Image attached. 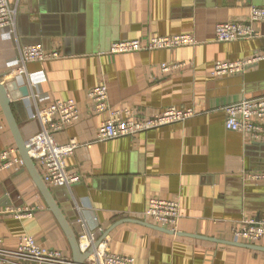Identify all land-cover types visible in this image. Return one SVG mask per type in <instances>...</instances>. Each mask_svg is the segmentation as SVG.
I'll use <instances>...</instances> for the list:
<instances>
[{"label":"crops","instance_id":"0c3cea01","mask_svg":"<svg viewBox=\"0 0 264 264\" xmlns=\"http://www.w3.org/2000/svg\"><path fill=\"white\" fill-rule=\"evenodd\" d=\"M17 9L15 34L0 31V80L24 141L41 128L31 118L36 106L58 99L77 101L81 117L57 134L77 149L67 157L80 181L47 185L77 237L97 232L114 253L131 264H264V239L236 238L233 228L264 215V137L246 139L225 126V107L264 96V59L244 72L213 76L216 61L264 53V20L251 38L218 41L220 22L244 20L264 0H9ZM192 33L199 43L173 49L110 54L112 43L147 35ZM35 41V42H33ZM41 45L60 57L27 64L12 77L20 49ZM179 65L169 72L162 64ZM107 83L110 109L93 113L88 91ZM33 92L40 96L37 100ZM192 108L194 116L104 141L96 134L111 110L146 115L167 107ZM123 115H125L122 112ZM17 146L0 104V151ZM36 170L41 174L40 168ZM26 165L0 173V238L16 248L23 236L73 259L71 243ZM42 176V175H41ZM178 200L182 217L176 233L143 215L151 197ZM6 207H35L16 218ZM82 218L83 223L78 219ZM86 262V261H85ZM25 264H36L27 262Z\"/></svg>","mask_w":264,"mask_h":264},{"label":"built area","instance_id":"2783aa9c","mask_svg":"<svg viewBox=\"0 0 264 264\" xmlns=\"http://www.w3.org/2000/svg\"><path fill=\"white\" fill-rule=\"evenodd\" d=\"M17 9L9 0H0V31L9 35L15 34V21ZM264 20V8L253 6L249 17L244 20L220 22L215 27V38L218 41H234L253 37L257 31L255 24ZM199 43L192 33L173 35H147L142 38L119 40L112 43L110 54L128 53L136 51H152L157 49H173L180 46H194ZM58 50H46L41 45H28L20 49L16 66L9 70L12 77L26 75L30 85L37 86L33 73L27 69L31 62H43L60 57ZM264 59L263 52H255L248 59L227 61L219 60L213 66V76H227L244 72L248 67ZM179 65L162 64V71L169 72ZM39 94L33 92L32 97L37 100ZM90 109L93 113L107 112L109 107V93L107 83H100L88 91ZM225 126L229 130L242 133L246 139L259 140L264 137V96L254 99H245L225 107ZM122 112L125 114L123 115ZM192 108L167 107L151 114L141 115L131 109L111 110L107 114L96 134V141L114 139L126 135H134L141 131L158 128L171 123L184 121L194 116ZM81 117L78 103L75 99H58L49 105L36 106L31 118L41 124L40 130L28 141L29 156L48 185L68 186L80 181V176L69 169L67 157L79 146L75 140L61 143L57 134L67 125L79 120ZM25 166V160L16 146H7L0 151V173L14 168ZM248 177L254 180H264V172H250ZM35 207L12 208L6 207L3 213L13 214L22 219L32 217ZM143 215L153 219L157 224L174 232L182 217L181 205L178 200L163 197H151ZM83 223V219H78ZM236 238L256 242L264 239V215L251 216L233 228ZM97 232L83 231L79 237V248L85 253L97 241ZM134 258L111 252L109 245L100 242L95 251L84 264H131ZM75 264L73 259L65 256L61 251L45 247L30 236H23L16 248H7L0 238V264Z\"/></svg>","mask_w":264,"mask_h":264},{"label":"water","instance_id":"95a60500","mask_svg":"<svg viewBox=\"0 0 264 264\" xmlns=\"http://www.w3.org/2000/svg\"><path fill=\"white\" fill-rule=\"evenodd\" d=\"M35 42V41H33ZM0 104L5 112L8 121L11 125L12 131L14 133V136L16 138V143L18 146V149L20 151L21 156L24 158L26 165L30 166L32 171H34L33 175L39 184L42 192L46 196L48 203L52 209V211L55 213L58 221L60 222L64 232L66 233L71 246L73 250V261L75 264H84L85 261L88 259V257L95 251L96 247L99 245L100 241L96 242L88 251L83 253L80 248H79V242H78V237L75 234L71 224L69 221L66 219L62 211L60 210L58 204L54 201L51 192L49 188L46 185V182L44 181L43 177L41 174L36 170V165L32 158L29 156V147L27 146V143L24 141L22 138L18 125L16 123V120L14 118V115L12 113V108H11V98L9 95V92L6 88V85L0 80ZM169 230V229H167ZM170 231V230H169ZM172 231V230H171ZM173 233H176L172 231Z\"/></svg>","mask_w":264,"mask_h":264}]
</instances>
